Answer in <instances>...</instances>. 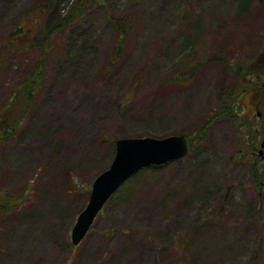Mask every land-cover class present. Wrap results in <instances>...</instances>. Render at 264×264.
Wrapping results in <instances>:
<instances>
[{
  "label": "rangeland",
  "instance_id": "obj_1",
  "mask_svg": "<svg viewBox=\"0 0 264 264\" xmlns=\"http://www.w3.org/2000/svg\"><path fill=\"white\" fill-rule=\"evenodd\" d=\"M48 1L51 22L73 2L0 0V45L17 25L16 40L43 28L45 7L31 9ZM239 2L91 0L82 18L52 35L34 106L15 137L0 143V264H264V0H249L240 16ZM126 11L135 22L109 69L111 18ZM212 53L216 59L181 78L184 63ZM38 54L1 55L0 106ZM237 64L250 67L236 101L254 144L238 153L230 120L217 117L186 156L126 179L73 244L72 225L115 140L192 133L216 111Z\"/></svg>",
  "mask_w": 264,
  "mask_h": 264
},
{
  "label": "trees",
  "instance_id": "obj_2",
  "mask_svg": "<svg viewBox=\"0 0 264 264\" xmlns=\"http://www.w3.org/2000/svg\"><path fill=\"white\" fill-rule=\"evenodd\" d=\"M90 3L91 0H73L67 12L58 17L56 21L51 22V18L54 15L52 7L53 2H42L41 4L34 6L31 10L40 6L45 7L44 12L41 14V18H44L42 20L43 22L47 20V23L43 28L37 25L36 32H34L31 36L26 37L25 40L23 38H18L17 40L15 39L22 31L20 25L15 26L14 29L5 35L3 42L0 45V57L1 55L8 57L24 49L29 50L34 48L39 50V54L32 70L20 76V79L16 82L10 94H8L3 104L0 106V143L12 140L15 137L16 130L20 127V125H22L21 123H23V120L27 116L30 108L34 106L33 98L35 91H38L43 83L44 72L49 62L48 53L49 51H52L54 47L52 35L55 33L63 34L64 29L67 26L73 24L85 15ZM248 3L249 0H240V10L237 14L238 16H240L241 11L247 7ZM111 19L115 28L116 42L113 44L111 52L107 56L106 64L109 69L110 67H115L119 63L122 57L123 45L126 37L135 22L134 13L132 11H126L121 15L112 17ZM184 42L186 46H188L187 51H189L190 48L193 49V45L195 43L193 37L186 38ZM8 52L10 54H8ZM5 53H7V56ZM214 59H216V57L213 53L211 56L202 54V56H199L198 59L193 60L192 62L184 63L185 71L183 76L178 75L174 77V79L179 80L183 78L186 81L191 78L202 65ZM249 68L250 67H246L245 64H237L235 67V79L232 80L231 85L227 87L218 98L215 106L216 111L207 117L198 128L193 129L192 133L182 131V133L188 134L191 138V150L196 149L205 140L208 126L217 117H225L230 120L234 131V137L236 141L239 142L238 145H240L238 153L243 154L245 153L244 151L251 147L252 143H250L251 140L249 137L252 132V123L249 119L241 115L240 106L236 101L237 87L244 75L249 73ZM180 76L182 77L180 78ZM257 137L258 135L256 138ZM154 167H157V165H150L147 168ZM136 173L137 172H135L131 177H133ZM259 175L258 170L252 167V185L257 191L261 188ZM218 210L221 209L219 208ZM259 217L261 222L260 225L262 227L261 231L264 232L263 214H259ZM261 244L260 258H264V239Z\"/></svg>",
  "mask_w": 264,
  "mask_h": 264
},
{
  "label": "water",
  "instance_id": "obj_3",
  "mask_svg": "<svg viewBox=\"0 0 264 264\" xmlns=\"http://www.w3.org/2000/svg\"><path fill=\"white\" fill-rule=\"evenodd\" d=\"M190 151L191 138L184 133L163 137L146 135L117 138L114 142L113 158L95 176L86 205L77 214L72 225L71 242H80L107 199L133 173L149 165H161L182 158ZM261 152L260 150L259 153Z\"/></svg>",
  "mask_w": 264,
  "mask_h": 264
},
{
  "label": "flooded vegetation",
  "instance_id": "obj_4",
  "mask_svg": "<svg viewBox=\"0 0 264 264\" xmlns=\"http://www.w3.org/2000/svg\"><path fill=\"white\" fill-rule=\"evenodd\" d=\"M263 85H264V83H263ZM260 113L259 112H257V115H259ZM263 143V145H261ZM261 144H260V146L261 147H264V138L262 139V141H261ZM261 149L259 148V150H258V153H259V151H260ZM262 151V150H261ZM251 154H253V153H256V151L253 149V150H251V152H250ZM259 154H261L260 156H263L264 155V153H259Z\"/></svg>",
  "mask_w": 264,
  "mask_h": 264
}]
</instances>
